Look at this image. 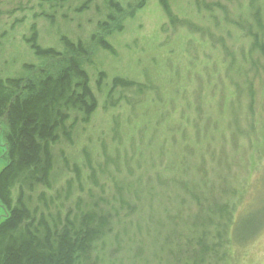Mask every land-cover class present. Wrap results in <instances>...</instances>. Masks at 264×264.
Segmentation results:
<instances>
[{
	"label": "rangeland",
	"instance_id": "374dc122",
	"mask_svg": "<svg viewBox=\"0 0 264 264\" xmlns=\"http://www.w3.org/2000/svg\"><path fill=\"white\" fill-rule=\"evenodd\" d=\"M166 3L171 16L146 0L105 50L91 37L116 14L108 0H0V79L46 64L24 40L34 26L42 48L63 53L64 38L92 50L83 70L97 102L87 123L69 113L48 182L23 171L12 199L21 192L56 229L66 216L77 230L106 222L76 264H264V0ZM249 211L238 227L259 234L238 244Z\"/></svg>",
	"mask_w": 264,
	"mask_h": 264
},
{
	"label": "trees",
	"instance_id": "16d2710c",
	"mask_svg": "<svg viewBox=\"0 0 264 264\" xmlns=\"http://www.w3.org/2000/svg\"><path fill=\"white\" fill-rule=\"evenodd\" d=\"M141 0L134 7L124 10L117 0H108L115 15H109L99 25V34L91 37V44L105 50L111 45L106 35L122 30V22L144 7ZM167 14L166 0H161ZM83 6L78 10L82 11ZM33 54L46 64L25 66L27 74L15 79H0V159L7 162L0 170V264H76L84 259L93 243L100 238L106 222L81 224L78 230L66 216L62 229L50 227L44 218L37 220L19 193L13 201L12 189L23 171L33 168L38 184H46L51 171L50 147L62 137L69 139L72 124L70 112L82 114L87 123L97 108L94 94L89 87V78L83 70L92 50L83 43L76 44L62 39L65 52L45 49L38 45L35 27L24 39ZM254 46L264 54L257 35ZM120 83H114V86ZM131 87L129 82H121ZM235 223L233 239L246 244L257 236V227L252 222L238 227ZM248 226V227H247ZM261 231V230H260Z\"/></svg>",
	"mask_w": 264,
	"mask_h": 264
}]
</instances>
